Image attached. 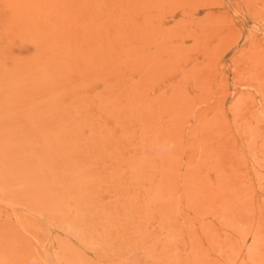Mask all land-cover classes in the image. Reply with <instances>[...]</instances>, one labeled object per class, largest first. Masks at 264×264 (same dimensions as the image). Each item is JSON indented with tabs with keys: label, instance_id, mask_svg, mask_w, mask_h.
Masks as SVG:
<instances>
[{
	"label": "rangeland",
	"instance_id": "374dc122",
	"mask_svg": "<svg viewBox=\"0 0 264 264\" xmlns=\"http://www.w3.org/2000/svg\"><path fill=\"white\" fill-rule=\"evenodd\" d=\"M0 264H264V0H0Z\"/></svg>",
	"mask_w": 264,
	"mask_h": 264
},
{
	"label": "bare ground",
	"instance_id": "6f19581e",
	"mask_svg": "<svg viewBox=\"0 0 264 264\" xmlns=\"http://www.w3.org/2000/svg\"><path fill=\"white\" fill-rule=\"evenodd\" d=\"M31 183H32V182H31ZM20 185H22V184H20ZM31 185H34V183L31 184ZM31 185H30V186H31ZM24 186H25V184H24ZM27 186H28V185H27ZM27 186H25V187H27ZM35 186H36V185H35ZM25 187H24V188H25ZM31 187H34V186H31ZM19 188H20V187H19ZM22 188H23V186H22ZM22 188H20V189H22ZM36 188H37V187H36ZM14 190H16V189H13L12 191H14ZM12 191H10V192L13 193ZM15 192H16V191H15ZM18 194H19V193H18Z\"/></svg>",
	"mask_w": 264,
	"mask_h": 264
}]
</instances>
